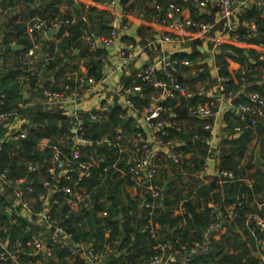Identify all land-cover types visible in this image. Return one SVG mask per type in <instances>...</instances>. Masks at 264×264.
Returning <instances> with one entry per match:
<instances>
[{
    "label": "built area",
    "instance_id": "2783aa9c",
    "mask_svg": "<svg viewBox=\"0 0 264 264\" xmlns=\"http://www.w3.org/2000/svg\"><path fill=\"white\" fill-rule=\"evenodd\" d=\"M185 1L201 8H208L213 4V0ZM249 1L251 0H218V17L213 22L176 16L180 12V8L176 4H172L167 16L169 18L167 30L148 40L147 46L157 43L160 50L166 52L165 45L175 41L209 39L208 37L217 26H222L228 32L234 31L238 28L235 19L237 8L240 5L248 4ZM251 2L253 7L258 9L264 7V0H252ZM118 6L119 0L104 2V7L108 9L112 18L110 32L99 37L105 48L113 47L119 38V27L123 23L121 16H125L126 11L119 12ZM1 8L0 6V13ZM73 22L74 20L68 17L51 20L36 17L28 23L27 31L33 39L34 45L26 53L27 59L23 63L26 73L24 77H33L34 83L25 91L24 77L21 78L20 82L23 84L21 92L25 91L32 100L39 99L45 107L53 110L62 109L67 116L72 118L73 125L70 132L65 134V140L73 143L74 152L69 159L64 154L60 143H50L49 141L48 145L40 147L41 150H50L52 155L47 167L48 178L42 181L44 191L38 193L36 197L32 196L34 193L33 179L28 177L13 178L8 168H0V195L5 198L0 207V264L7 261L12 264H47L50 259L56 260L61 256L83 264H110L112 256L119 257L121 253L119 250L120 239L103 242L93 240L90 243L77 241L75 233L70 230L68 223L70 212L84 214L94 210L92 199L94 191L82 185L81 180L90 176L94 168H99L106 163L107 157L110 156L99 153V150L105 146L118 152L113 163L104 167L105 171L114 168L122 171L124 176L131 177L140 199H143L146 213L143 217V230L148 232L151 238L157 240L154 248L158 251L147 264H188L198 256L209 254L211 241L219 240L225 234L227 229L225 224L235 221L239 211L248 207L244 196L238 197L233 204L224 209H221L214 201H209L206 204L205 209L209 210L210 224L203 235L204 243L201 245L181 243L179 238H176L174 242L171 240L158 241L161 226L156 222L155 216L156 211L162 207L161 200L165 190L164 186L157 183L161 151L169 148V156L174 166L179 169L183 168L181 154L177 146L173 145L175 136H172V130L184 134L179 113L171 107L163 106L162 102L168 97H183L189 102L187 111L190 117L206 120L204 129L211 132L206 139L210 145V154L199 170L204 184L208 183L209 162L215 139V102L191 104L190 101L195 96V92L180 83L176 74L178 65L191 66L192 63L187 60L179 61L172 55L164 53L157 61L145 65L144 69L121 89L122 96L125 98L122 106L128 113L137 117L134 126L138 131L128 135L123 132L120 126L113 129L112 135L106 134L100 139H92L90 128L86 126V116L90 121L102 122L108 118V113L113 106L102 102L95 106H88L87 101L90 98H99L93 95L100 93L99 87L106 82L107 78L104 77L100 81H96L94 78H86L83 74H69L60 90L50 89L45 82V70L54 60V55L49 50H43L38 41V37L45 38L53 31L58 33L63 26H68ZM157 26L156 24L155 27ZM173 33L176 36L172 35ZM226 36L229 37L228 34ZM87 38L95 48L96 41L92 37L88 36ZM224 38L225 36H220L211 39L214 50L224 43ZM40 53L42 57L38 58ZM117 57L116 67L126 69L135 62L137 52L132 46L123 45L119 49ZM215 69L219 84V96L221 98L234 96L231 92L226 91L224 83L228 81V78L219 76V66H216ZM138 80L151 83L157 89V92L150 96L147 106L142 108L137 107L132 100L134 95L142 96L143 86ZM200 90L204 91L205 87L201 86ZM250 97L255 104L240 105L239 113L242 120H245L243 115L245 112L252 113L255 116L252 121L256 124L257 118L264 117V98L259 93H252ZM20 109L21 106L6 107L5 95L0 92V127L7 128V132L0 140V154L4 151L5 144H11L9 140L13 139L19 143L20 140L28 137L29 131L33 127L30 120L21 118ZM126 119L127 116H125ZM235 130L239 132L240 128L237 127ZM196 138L199 139L198 135ZM126 145L129 148L127 157H125ZM80 147L83 149H79ZM121 163L123 166H120ZM27 168L30 173L38 171V166L31 163H28ZM75 171L79 173L78 179H74L72 175ZM215 173L222 184L248 181L236 178L234 173L219 170V168L215 169ZM61 178H64L66 182L61 183ZM25 182L28 184L25 189H22L21 185ZM249 184H251L250 181ZM65 207L70 212L64 211ZM263 207L264 202L258 204L257 210H248L247 208L243 212L246 214L247 222L254 225L251 229L252 232L255 231V228L264 231ZM6 212L11 214L10 223L3 219ZM184 212L185 210L182 208V213ZM97 215L104 220L108 216V211L106 209L97 211L95 219H97ZM20 217L27 220L26 225H21ZM13 225H19L20 233L24 235L11 241L8 236ZM109 233L107 231L106 235ZM262 246H264V240L258 239V249L253 254L264 262Z\"/></svg>",
    "mask_w": 264,
    "mask_h": 264
},
{
    "label": "trees",
    "instance_id": "16d2710c",
    "mask_svg": "<svg viewBox=\"0 0 264 264\" xmlns=\"http://www.w3.org/2000/svg\"><path fill=\"white\" fill-rule=\"evenodd\" d=\"M48 2V0H45ZM50 3L45 5L44 11L40 9V17L45 18L46 12H50L54 18L64 19L68 16H57L58 4L63 0H49ZM102 1V0H96ZM130 0H121L122 5H128ZM145 11L150 10L151 5L154 3H161L164 5V10L160 13L162 17L165 12L168 13L172 4L180 6L183 0H141ZM44 2V1H43ZM184 2V1H183ZM32 0H0V6L3 10L10 8H16L19 5H24L30 9ZM191 4V3H190ZM130 6V5H129ZM193 11L192 18L195 20L205 19L206 22H213L215 19L216 9L212 14L196 13V9L190 5ZM180 8V7H179ZM93 11L94 7L91 8ZM82 10H77L80 15ZM43 12V13H42ZM38 16L36 11H32L30 16L25 17L24 20L18 23H13L11 20L8 22L0 23V45L4 48L3 51H13L12 42L23 47L22 50L15 51L19 53H27L28 50L34 45L33 39L28 34L27 27L31 19ZM72 20L71 17H68ZM98 23L99 35H103L101 31L108 29L103 26L105 20ZM46 19V18H45ZM253 20L255 23V31L249 29L244 25H239L234 31L228 32L227 29L222 30L223 35H229L233 40L244 43L264 46V7L258 9L253 7L246 9L244 16L241 20ZM201 21V20H200ZM88 27L84 23H71L68 26H63L58 35L59 43L57 45L49 42H43L40 37L38 41L43 46V50H49L54 55V60L45 70V77L47 74L54 70L56 71L57 78L60 77L65 70L71 66L72 71H78V75L84 73L80 72L79 63H72L75 60L77 54L75 50H72V46L75 45L76 49L81 50L79 56L85 58L87 61L86 67L88 69L89 77L94 78L96 81H100L103 78L102 67L103 58L106 55V50L95 47L92 51L89 50V46L83 47L82 37L89 34ZM69 32V35L65 33ZM106 33V34H107ZM200 41H193V51L190 53L175 54V58L179 61L187 60L191 63L198 64L201 60L205 59L207 54H202L196 49V45ZM49 46V48H47ZM58 47L59 54L55 51ZM211 47V46H210ZM60 52L64 55L61 56ZM248 54V55H247ZM5 53H3V57ZM262 56V57H261ZM17 59V63L14 65V72H5L0 75V89L1 93L5 95L6 107L15 108L18 107L17 103L24 97L20 91L23 89V84L20 82V78L26 73L24 72V65ZM214 60L217 66L220 67L219 76L228 78L225 88L228 93L235 94L240 90L244 83H253L250 86L249 91L251 93H259L264 98V84L258 85L257 81L259 77H256L260 67L264 68V54L258 53L253 49H247L231 43H223L214 54ZM229 60L236 61L241 65H246L247 69L244 72H238L235 76L229 72ZM183 72L188 71L189 66L178 65V70ZM197 73L191 76L193 84L196 81H205L210 75L209 68L207 66H199ZM138 72L132 76L135 77ZM179 74V73H178ZM177 75V74H176ZM180 83L184 82L182 76H178ZM32 84L34 78L30 76ZM190 79V80H191ZM245 79V80H242ZM67 80V79H66ZM65 80V81H66ZM237 80V82L235 81ZM143 86L142 96L134 95V100L137 107L147 106L150 96L157 92V89L151 83L142 82L138 80ZM217 81V79H216ZM215 82V81H212ZM47 86L52 90H60L56 86ZM200 88L195 90V96L190 101L191 104L198 102L205 103L204 96L202 95ZM251 95H241L234 99V103L237 107L240 105H254V101L250 97ZM189 102L183 97H168L162 105L171 107L179 113V120H188L192 117L188 114L187 105ZM216 109V108H215ZM26 116L32 123L33 127L30 129L28 137L24 140H20L17 145L5 144L4 151L0 154V168H8L10 175L13 178H31L34 180L33 197H36L38 193L44 191L42 181L48 178L47 167L49 165L50 157L52 155L49 150H41L40 143L43 139L47 138L51 143H60L64 154L67 158H71L74 152V145L72 142L66 141L65 134L70 132L73 125L71 117L67 116L62 109H56L53 111H47L43 107L37 106L35 108H29L27 110L20 109V113ZM127 111L123 106L116 104L108 113V118L102 122L90 121L86 116V126L91 130L92 139H100L106 134H113V129L122 126L125 121ZM245 120H242L241 114L235 111H229L225 116V122L227 124L226 131L230 134L229 139L224 143L220 154L219 170H226L234 173L236 178L249 179L251 184L243 181H236L233 183H225L224 192L225 198L223 199L219 193H214L219 187V178L217 176H207V184L202 185L198 189V194L206 200V202L222 201V205L229 206L233 204L238 197L244 196L248 204V210H257L258 204L264 202V164L262 167H256L254 159L251 158L247 164H244V159L249 151L250 143L255 136V130L258 133L257 145L254 147L255 151L260 148L264 152V122L261 118H257L256 124L253 123L255 116L252 113H244ZM194 118V117H193ZM198 119V118H197ZM200 120V119H199ZM204 123L197 133L199 139L192 141L188 139L186 134H179L176 130H172V136H179L185 142L183 147L184 154H189L193 158V172L199 171L206 158L209 156V145L206 139L210 136L211 132L204 129ZM133 119L129 118L128 127L130 134L138 131L135 126H132ZM239 127L240 131L235 129ZM6 132V130H5ZM2 131L1 136L5 134ZM144 133V131L141 130ZM83 149V148H79ZM99 150V153H105L110 157H107L106 163L102 164L99 168H94L90 176H86L81 180V184L88 187L89 190H93V203L94 210L87 211L84 214L70 212L65 207L64 211L70 212L68 219L70 230L75 233L77 241L90 243L93 240L97 242H103L105 240L113 241L115 239L121 240L119 250L121 251L118 258L113 257L111 264H147L151 257L158 251L154 248L157 244L155 238H151L149 233L143 230V217L145 213V206L143 205V199H140L137 191L133 196L127 195L126 202L119 205L114 197V190H116L119 196H122L123 189L126 185L134 186V181L131 178L126 180L119 177L118 170L110 168L105 171L104 167L113 163L118 152L114 149H109L105 146ZM254 151V153H255ZM183 166L186 167V161L181 158ZM28 163L38 166V171L30 173L28 171ZM75 166V165H73ZM120 166H123L122 163ZM76 167V166H75ZM254 170L253 172H250ZM74 179H78L79 173L75 171L73 174ZM65 179L61 178V183H65ZM168 182L167 187L164 190V197L161 200L162 207L156 211L155 220L161 226L159 230L158 241H173L179 238L181 243H188L189 245H201L204 243L203 235L210 224L209 210L199 212V205L193 200L191 193H184V189L179 187V184L183 183L182 177L176 174V177L170 180L168 177L160 178L157 183L160 186H164ZM211 189V191H209ZM210 198V199H209ZM5 200L4 196L0 195V207ZM185 207V212L175 215V210L180 206ZM106 209L108 216L104 220L96 219L97 227L94 228L91 217L92 214L96 217L97 211ZM264 212V207L262 208ZM3 219L10 223L9 218L4 215ZM20 223L22 226L27 224V220L20 217ZM227 229L225 234L219 240L213 239L210 244V253L203 256H198L188 264H264V262L256 257L253 252L258 249L257 240H264V231L260 228H255L252 223H248L246 220V214L242 213L237 216L235 221L225 224ZM109 231V236L106 237V232ZM20 233V226L13 225L10 228L9 238L14 241L17 237L23 236ZM261 252L264 253V246L261 247ZM58 262L53 259L47 264H83L79 261H71L65 257H60ZM2 264H12L7 261ZM179 264V263H174Z\"/></svg>",
    "mask_w": 264,
    "mask_h": 264
},
{
    "label": "crops",
    "instance_id": "0c3cea01",
    "mask_svg": "<svg viewBox=\"0 0 264 264\" xmlns=\"http://www.w3.org/2000/svg\"><path fill=\"white\" fill-rule=\"evenodd\" d=\"M44 1V2H43ZM107 0H102V1H96V0H75L74 3H71L68 0H63L58 4V11L59 13L57 16H68L71 17L72 20H74L73 23H84L89 30V34H86L81 38L82 39V45L83 47L89 46V50L92 51L94 48L92 47L90 41L88 40V36L92 37V34L97 35L98 37H101L103 35H106L108 32V29H105L101 31L103 35H99L98 32L100 31L98 28V23L102 21V18L105 20L103 22V26L106 28L111 29L112 26V18L110 16V13L108 9L104 7V2ZM175 2V0H173ZM178 1V0H177ZM184 1V2H183ZM180 3V12L177 13L176 16H182V17H187V18H192V15L194 14L193 11L191 10V6L196 9V13L198 11L199 14H207L210 16L216 7H218V0H213V4L210 5L208 8H201L198 6H195L194 4H190L189 2L183 0ZM252 1V0H251ZM249 1L248 4L246 5H240L237 8L235 19L237 26L239 25H244L248 27L251 30L255 31V23L253 20H247L243 19L241 20V17L244 16V13L246 9L249 7H253V3ZM50 1L48 0H32V4L30 6V9L27 8L24 5H19L16 8H10L8 10H3L0 13V23L12 21L13 23H18L24 20L25 17L30 16L32 11H36V14L40 17V9L44 11L45 5H48ZM79 5V6H77ZM130 5V6H129ZM94 7L95 10L93 11L91 8ZM119 12H122V10L126 11L125 16H121L123 18V23L120 24L119 27V38L116 41L115 45L111 48H102L106 50V55L103 58V67H102V74L103 78L106 77L107 80L106 82L99 87L100 93L95 94L93 96L99 97V98H90L87 101L88 106H95L98 105L100 102L102 103H109L112 106L119 104V105H124L125 98L122 96L121 89L122 87L129 83L132 79V76L136 72H140L144 69L145 65L148 63H152L154 61H157L160 56H163L164 53H167L169 55H172L173 57L175 54L179 53H190L193 51V41H175L173 43H169L165 45V50L166 52H162L160 50V47L157 43L153 44L152 46H147L148 40H151L154 38L157 34H161L162 32L166 31L168 28V22L169 18L168 13L165 12V14L161 17L160 13L164 10V5L161 3H154L151 5L150 10L147 12L145 11V7L143 8V4L141 0H130L128 5L124 6L121 3V0H119V6L117 8ZM77 10H82L81 14L79 15L77 13ZM43 13V12H42ZM47 20H51L54 16L50 12H46L44 16ZM214 21L217 20L218 17V8L216 9V13ZM34 17V18H36ZM44 18V19H45ZM201 21H205V19H199ZM158 25L155 27V25ZM59 33V32H58ZM49 37V35L45 38H42V41L44 42H49L57 45L59 43V39H57V35ZM65 35H69V32L66 31ZM176 36V34H172ZM220 36H225L223 39L224 43H231L235 44L247 49H253L257 51L258 53L264 54V46L262 45H254V44H244L237 42L233 40L230 36L227 37L226 35L222 34V30L220 29L219 26L215 28V30L211 33V35L208 37L209 39H203L200 40L198 39L199 44L196 45L197 51H199L202 54H207L206 58L201 60L198 64L192 63L191 66H189L188 71L183 72L181 69L180 72L178 70L177 75L182 76L184 78V82L186 83V86L188 87L189 90L195 92L197 88H200L201 86L205 87V90L202 92V95L204 96V102H215L216 105V117L214 119V134H215V139L213 141V153L211 155V159H215L216 161V169L219 167L220 163V154H221V149L224 146V143L227 139H229L230 134L226 131V122H225V116L229 111H235L239 113V108L235 105L234 99L240 97L241 95H251V91H249L250 86L253 85V83H244L240 90L234 94V96L229 97V98H221L219 96V84L217 79V72H216V66L217 64L215 63L214 60V54L218 49L213 48V43L211 39L213 37H220ZM93 38V37H92ZM195 41V40H194ZM123 45H130L135 49L137 52V58L134 63H132L129 67L126 69H119L117 68L116 64L118 61L117 53L119 49ZM211 46V47H210ZM12 47L13 51H3V47L0 45V75H3L5 72L14 70V65L17 63V59L19 61V58L21 59L20 61L22 63L25 62L27 59V54L26 53H19L17 54L15 51L17 50H22L23 47L21 45H17L15 42H12ZM14 47H21V48H14ZM43 47V46H42ZM98 47V45H96ZM143 47V48H142ZM72 50H75V53L77 54L75 60L77 63H79V69L81 73H84V75L88 72V69L86 67L87 61L85 58H82L79 56V53L81 50L76 49L75 45L72 46ZM55 51L59 54L58 47H56ZM3 53H5V56L3 57ZM60 55L63 56L64 54L60 52ZM248 55V54H247ZM42 55L41 53L39 54L38 58H41ZM262 57V56H261ZM73 63V62H72ZM204 67L207 66L210 71V75L207 77L205 81H196L195 84H193V81L191 79V76L193 74H196L198 71V67ZM72 67L69 66L66 70L65 73H63L60 77L57 78V73L56 71L52 70L47 74L46 78V85L48 84L51 87L56 86L58 89L62 87L63 83L67 79V76L69 74H78V71L74 72H69ZM229 72L232 74V76H235L238 72H244L247 69V66L241 65L240 63L229 60V66H228ZM13 71V72H14ZM57 75H56V74ZM179 73V74H178ZM22 76L21 78H23ZM256 77H259V80L257 81L258 85L264 84V68L260 67L258 70V74ZM20 78V79H21ZM91 78V77H90ZM191 79V80H190ZM215 81V82H212ZM237 82V80H235ZM32 84L30 77H24V90L26 91L30 85ZM103 88V89H100ZM23 90V89H22ZM23 91L20 93L24 94V97L22 100L18 101L17 106H21L22 110H27L29 108H35L37 106L43 107L47 111H53V109L48 108L47 106L45 107L42 105L39 99L37 100H32L26 92ZM0 92L1 89H0ZM83 107V106H82ZM84 108V107H83ZM21 118L25 120H29L26 116H23V113H20ZM127 119L125 120L126 122L122 124L121 128L123 129V132L127 133L128 135L130 134L128 127H125L126 124H129V118L133 119V124L132 126L134 127L135 125V120L137 119L136 116H134L132 113H128L127 111ZM263 118V119H262ZM262 122H264V117H262ZM200 119V120H199ZM206 120L203 118H190L188 120L182 121V127L184 134H186L188 139H191L192 141H197L198 138H196L197 133L200 131L201 126L203 125V122ZM7 132V128L0 127V140L4 137L1 136L2 131ZM5 132V133H6ZM91 134V130H90ZM174 144L175 147L177 146L178 151L181 154V157L183 158L184 161H186L187 165L192 162L193 158L189 154H184L183 147L185 146L186 142L179 136L174 137ZM49 139L45 138L41 141L40 147L42 145L46 146L49 144ZM258 141V133L257 130H255V136L250 143L249 151L247 153V156L244 159V164H247L251 158L255 160V155L256 151L254 147L257 145ZM51 143V142H50ZM209 145V143H207ZM14 145V144H13ZM210 148V145H209ZM50 151V150H49ZM255 151V153H254ZM170 149L165 148L163 151H161L160 159H159V175L157 181L162 178V177H168L170 180L174 179L176 177V174L179 173V175L182 177L185 175V167L183 168H177L174 166L170 159ZM129 155V148L126 145V152H125V157ZM260 156L264 164V152L261 151L260 149ZM123 165V164H122ZM257 167V166H256ZM262 167V166H261ZM254 170H251L250 172H253ZM119 172V177L126 180L128 177L124 176L122 171ZM208 176H211L208 174ZM131 178V177H129ZM132 179V178H131ZM183 179V177H182ZM204 179L200 177L199 171L197 170L196 172H193V189L188 192L185 188L181 187L184 189V193L190 194L195 201L199 205V212L204 211L206 208V200H204L199 194H198V189L204 185ZM248 181H243L245 183L249 184V181L252 183L251 180L245 179ZM183 184H184V180ZM219 187L215 190L214 193H219L220 196L224 199L225 198V192H224V185L220 182ZM135 184V183H134ZM165 185H168V182L165 183ZM164 185V187H165ZM180 185V184H179ZM136 192L135 185L134 186H128L126 185L123 189V194L122 196H119L121 200L126 202L127 195L130 194L131 196L134 195ZM210 199V198H209ZM222 201L217 202L219 207L221 209L226 208L225 205H222ZM180 206L175 210L174 214H182V208L185 207ZM97 218L99 220H102L100 216L97 215ZM109 236V235H106ZM221 238V237H220ZM219 238V239H220ZM61 258L58 257V259L54 260L55 262H58ZM71 260V259H69ZM72 261V260H71ZM73 262V261H72ZM111 264V262H110Z\"/></svg>",
    "mask_w": 264,
    "mask_h": 264
},
{
    "label": "water",
    "instance_id": "95a60500",
    "mask_svg": "<svg viewBox=\"0 0 264 264\" xmlns=\"http://www.w3.org/2000/svg\"><path fill=\"white\" fill-rule=\"evenodd\" d=\"M68 1H70L71 3H74L75 2V0H68ZM77 6H79V5H77ZM56 33H57L56 31H53V32H50L48 35H49V37H51V36L55 35ZM92 37L96 41V43H97V45H98L99 48H104L103 43L100 41V39H99V37L97 35L92 34ZM14 48H21V47H14ZM13 71L14 70H10L9 72H13ZM85 77L86 78L89 77V73L88 72L85 74ZM125 122L126 121H124L123 124ZM9 143L14 144V145H17L18 142L16 140L11 139V140H9ZM254 164L257 167H260V166L263 165V161H262L261 156H260V148H258L257 151H256ZM215 169H216V161H215V159H211L210 162H209V175L215 176L216 175ZM27 184L28 183L25 182L24 184L21 185V188L22 189H25L26 186H27ZM166 187H167V185H165L164 188H166ZM209 191H211V189H209ZM114 197H115V199H116V201H117V203L119 205H122L123 204V201L121 200V198L117 194L116 190H114ZM247 208L248 207H245V208L241 209L239 211V214H242ZM5 214H6V216L8 218H11V214L9 212H6ZM91 220H92V223L94 225V228H96L97 227V223H96V219H95L94 215H92Z\"/></svg>",
    "mask_w": 264,
    "mask_h": 264
},
{
    "label": "rangeland",
    "instance_id": "374dc122",
    "mask_svg": "<svg viewBox=\"0 0 264 264\" xmlns=\"http://www.w3.org/2000/svg\"><path fill=\"white\" fill-rule=\"evenodd\" d=\"M74 64H77L76 60L72 61ZM69 72H74L70 70ZM193 161L185 167V175H183L184 184L181 183L179 187L185 188L188 192L193 189Z\"/></svg>",
    "mask_w": 264,
    "mask_h": 264
}]
</instances>
